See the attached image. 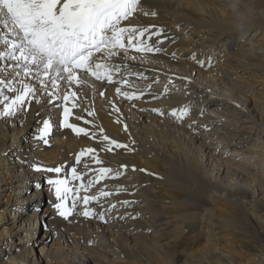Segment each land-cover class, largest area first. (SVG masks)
I'll use <instances>...</instances> for the list:
<instances>
[{
  "label": "bare ground",
  "instance_id": "6f19581e",
  "mask_svg": "<svg viewBox=\"0 0 264 264\" xmlns=\"http://www.w3.org/2000/svg\"><path fill=\"white\" fill-rule=\"evenodd\" d=\"M248 3L253 19L240 34L230 29L222 0H141L133 17L122 22L152 32L163 28L152 37L154 45L171 41L165 52L121 51L111 61L121 68L112 83L89 77L88 86H74L80 100L70 120L90 129L93 125L84 121L92 120L134 151L113 146L105 152L97 138L65 129L50 136V146H37L41 121L56 117L47 98L29 105L26 116L0 118V200L8 191L0 203V220L6 223L0 230V260L13 249L3 253L1 244H14L13 236L22 240L12 251L19 252L0 264H264V0ZM181 33L186 45L181 38L174 42ZM5 35L0 22V37ZM195 48L201 67L185 58ZM6 63L0 61V69ZM122 76L131 84H116ZM151 80L160 86L145 89L142 83ZM116 87L144 95L128 100ZM184 108L188 114L180 118ZM173 109L177 116L170 114ZM220 144L223 151L217 153ZM86 147L95 148L102 161L89 162V168L109 167L123 175L94 183L93 192L81 189L76 212L65 220L52 206L57 201L47 183L57 174L31 165H63L75 194L93 175L81 164V180H70L73 154ZM224 149H235L234 155ZM240 151L243 160L237 161ZM105 185L113 194L88 205L104 212L105 220L79 215L82 197L97 195ZM116 186L125 191L117 193ZM41 193L48 195V205L39 216V201L22 205ZM124 200L135 203L124 205ZM111 204L116 207L108 211ZM41 227L45 231L38 239ZM44 241L50 246L39 247Z\"/></svg>",
  "mask_w": 264,
  "mask_h": 264
},
{
  "label": "snow or ice",
  "instance_id": "6c2138e0",
  "mask_svg": "<svg viewBox=\"0 0 264 264\" xmlns=\"http://www.w3.org/2000/svg\"><path fill=\"white\" fill-rule=\"evenodd\" d=\"M140 3L141 0H0V22L7 28L11 37H0V44L5 46V50H0V61L7 62L4 68L0 69V118L11 121L18 115L26 116L29 105L33 102L39 104L47 98V102L56 112V117L49 115L41 121L39 133L34 137L37 146L40 143L50 146V136L55 131L65 129L71 130L78 137L82 134L85 137L97 138L104 144L102 150L105 152L112 151L113 146L115 149L134 151L128 144L110 139L105 134V129L94 125L92 120L84 121L93 125L90 129L78 126L71 122L70 118L74 116V109L78 107L80 100L78 93L73 90L74 86H88L89 77L95 81L112 83L113 76L120 74L121 68L111 61L121 51H162L157 46L160 40H157L155 45L150 41L153 36L159 37L165 31L163 28L152 32L151 27L122 26V22H127L138 11ZM152 15L154 16L155 12ZM115 83L127 85L128 80L121 77ZM115 92L128 100L139 99L144 95L122 91L121 87H116ZM100 95L103 96L104 93L101 92ZM145 110L147 109H141ZM151 111L164 115L160 109L153 108ZM170 114L177 116V110L173 109ZM187 114L188 109L184 108L179 115L182 118ZM87 115L91 117L94 112L88 111ZM124 128L127 130V125ZM73 155L75 166L70 169L71 181L81 180L82 173L78 170L81 164L85 171L93 173L86 184L81 183L76 188L75 194L63 165H31L37 172L57 174L56 178H49L47 183L57 201L52 206L65 220L76 212L80 199L78 193L81 189L87 193L94 183L123 175L122 171L109 167L89 168V162L102 165L95 148L86 147ZM85 157H88V160L82 159ZM36 187L40 188L41 185L37 183ZM106 188L107 185L101 188L97 195L85 194L82 197L83 210L78 214L86 218L98 216L99 220L104 221V212L96 213L88 205L93 201L99 204L102 197L111 196L113 193L105 190ZM115 191L119 193L125 189L116 186ZM121 203L128 205L135 201L124 200ZM115 207V204H111L108 211Z\"/></svg>",
  "mask_w": 264,
  "mask_h": 264
},
{
  "label": "rangeland",
  "instance_id": "374dc122",
  "mask_svg": "<svg viewBox=\"0 0 264 264\" xmlns=\"http://www.w3.org/2000/svg\"><path fill=\"white\" fill-rule=\"evenodd\" d=\"M171 28L172 29H175V27L174 26H172L171 25ZM183 36V34L181 33L179 36H177L175 39H174V42L175 41H177V40H179L180 38H181V40H182V43L181 44H185L186 45V36L185 37H182ZM161 42L157 45L158 47H162L161 49H162V51L161 52H165V50H166V46L169 44V42L171 41V40H169L168 38H163V39H161L160 40ZM200 52V50L199 49H197V48H195V49H192V52L188 55V56H186L185 58H189V60L193 63H195V64H198V66H203V64L202 63H200V61H202L203 59L202 58H200V55L198 54ZM199 55V56H198ZM197 58H199V59H197ZM124 79H126L124 76H122ZM213 77V79L214 78H217V77H214V76H212ZM128 84H131V81H128ZM138 84V83H137ZM142 84H145L144 86H145V89H152V87H154L153 85H155V87H158V86H160V83L159 82H155V81H153V80H151V83H147L146 84V82H143ZM159 84V85H158ZM140 85V84H139ZM139 85H137V86H139ZM143 86V85H142ZM149 86H151V88H148ZM259 87V84H255V86H254V90H257V88ZM249 96H254V95H252V94H250ZM255 102H256V100H255ZM239 117H242V116H238V118ZM239 123H243V124H246L247 122H245V121H243V120H240L239 121ZM219 147V150L217 151V153H219L221 150L223 151V146H221V144L218 146ZM225 150V149H224ZM232 150H235V149H226L225 151H224V153H227L228 155H230V154H232L234 151H232ZM232 155H234V154H232ZM231 155V156H232ZM243 155L244 154H241V151L240 152H238V155L236 156L237 157V161H242L243 160ZM24 157H27L26 155H24ZM224 158H226V157H224ZM248 159V158H247ZM22 181H24V179L22 180ZM25 182V181H24ZM27 188V187H26ZM91 192H93V187H91ZM7 192L8 191H5L4 193V196L2 197V200L3 199H5L6 197H7ZM2 200H0V203L2 202ZM47 200H48V195L47 194H45V193H41L38 197L36 196V198L35 199H33V200H31L30 202H28L27 204H24V205H22L23 207H26L27 205H30V204H32V207H34V206H36V204H34L33 202L34 201H39V204H40V206H39V210H38V214H39V216H41L42 215V213H43V211H45V209H46V206L48 205V202H47ZM32 207H31V209H32ZM12 210V209H11ZM11 213V212H10ZM13 213V212H12ZM3 228H6V223H4V221L3 220H0V230L1 229H3ZM44 231H45V228H43V227H41L40 229H39V231L37 232V234L35 235V237L36 238H38V239H40L42 236H43V234H44ZM21 234H23V233H20V235ZM13 238V241L12 242H14V244L18 241V242H21L22 240L21 239H19L18 238V236L17 237H12ZM3 243H5V242H3ZM13 243H10V242H8V244L5 246H3V244H1V248L3 247L5 250L3 251V253H6V251H7V249L10 247V246H12V248L14 249V247L16 246V245H14ZM42 244H49V246H50V242H46V241H44V243H39L38 244V246L40 247V246H42ZM13 249L11 250V252H9V253H7L6 255L7 256H5V257H2L3 259L2 260H0V263H2L3 261H6L7 260V257H9V256H15V254L17 253V252H19L18 250H16L14 253L12 252L13 251Z\"/></svg>",
  "mask_w": 264,
  "mask_h": 264
},
{
  "label": "clouds",
  "instance_id": "9594fccd",
  "mask_svg": "<svg viewBox=\"0 0 264 264\" xmlns=\"http://www.w3.org/2000/svg\"><path fill=\"white\" fill-rule=\"evenodd\" d=\"M227 13H230L229 27L236 33L248 30L253 19V10L248 0H222Z\"/></svg>",
  "mask_w": 264,
  "mask_h": 264
}]
</instances>
